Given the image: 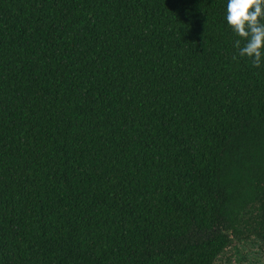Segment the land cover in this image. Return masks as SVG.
Listing matches in <instances>:
<instances>
[{
  "label": "trees",
  "instance_id": "1",
  "mask_svg": "<svg viewBox=\"0 0 264 264\" xmlns=\"http://www.w3.org/2000/svg\"><path fill=\"white\" fill-rule=\"evenodd\" d=\"M226 5L0 0V264L264 244V64Z\"/></svg>",
  "mask_w": 264,
  "mask_h": 264
},
{
  "label": "clouds",
  "instance_id": "2",
  "mask_svg": "<svg viewBox=\"0 0 264 264\" xmlns=\"http://www.w3.org/2000/svg\"><path fill=\"white\" fill-rule=\"evenodd\" d=\"M226 23L236 37L233 47L239 57L260 68L264 64V0H227Z\"/></svg>",
  "mask_w": 264,
  "mask_h": 264
},
{
  "label": "rangeland",
  "instance_id": "3",
  "mask_svg": "<svg viewBox=\"0 0 264 264\" xmlns=\"http://www.w3.org/2000/svg\"><path fill=\"white\" fill-rule=\"evenodd\" d=\"M214 264H264V244L253 237L239 244L232 243Z\"/></svg>",
  "mask_w": 264,
  "mask_h": 264
}]
</instances>
